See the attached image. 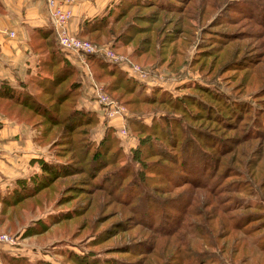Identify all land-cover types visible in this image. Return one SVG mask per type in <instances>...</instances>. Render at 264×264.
<instances>
[{
    "label": "rangeland",
    "instance_id": "obj_1",
    "mask_svg": "<svg viewBox=\"0 0 264 264\" xmlns=\"http://www.w3.org/2000/svg\"><path fill=\"white\" fill-rule=\"evenodd\" d=\"M167 1L179 7H170ZM152 13L158 16L157 22L146 18ZM127 15L115 27L137 17L135 24L144 27L134 40L123 44L114 39L115 33H110L98 44L110 46L113 52L139 67L142 75L133 76L112 63L141 84L137 95L155 100L147 102L136 95L137 101L130 105L132 111L124 107L134 121L151 131L143 132L142 127L125 121L126 136L121 138L112 126L115 140L101 152V161L94 167L80 153L85 148L88 153L82 154L88 157L89 147L97 145L102 124L107 121L99 115L101 112L96 113V107L87 109L96 113L93 130L85 126L82 130L62 133L82 139L69 148L63 145V139L54 141L61 129L55 128L50 139L40 146L44 147L40 158L49 160L54 154L57 157L52 156L53 160L70 162L77 172L54 180V190L39 195V201H33V213H15L13 218L4 221L0 233L12 237L8 250L12 256L24 257L32 264H76L74 261L79 260L89 264H134L136 260L159 264L161 255L157 254L167 257L173 252L174 243L173 238L164 236L154 239L158 226L167 225L170 216L180 215L184 208L200 209L195 204H185L182 208V198L185 203L196 197L202 201L201 197L207 194L194 183L202 180L201 158L216 164L222 152L236 148L231 143L236 144L243 138L248 140L242 142L233 155L228 153L224 162L229 170L224 183L239 179L241 192L222 187L217 194L229 202L238 198V201L256 205L241 212H255L247 226L264 240V0H152L128 7ZM156 30L159 35L154 34ZM145 36L154 41L153 47L146 46L140 54H131L133 46ZM75 66L76 79L80 82L79 98L93 101L85 75L79 65ZM94 81L105 91L103 81ZM112 94L116 96L115 92ZM182 97H186L182 101L185 115L175 109ZM218 98L225 102L222 107L216 101ZM172 101L175 104L170 103ZM239 103L245 105L238 117H225L223 107L236 108ZM159 117H167L171 122L163 127L164 121ZM30 129L33 138L37 129ZM195 131L204 136L198 138ZM139 138H142L141 143ZM219 141L226 144L223 150ZM168 142L172 145L166 148L165 157L160 156L163 144ZM197 142L204 152L198 158L192 150ZM136 146L139 148L135 149ZM151 147L155 149L151 151ZM182 171L191 172L187 175H197L199 179H186V183L170 181ZM219 172L221 167L215 174V185L221 183ZM60 195L63 199H59ZM173 197L178 198L174 210L169 205ZM66 213L71 216L62 219ZM193 220L197 222L198 218ZM25 222L33 223V233L28 236L23 233ZM145 245L157 246L159 252L139 255ZM125 249L136 250V255L124 252ZM212 250L202 249L209 258L214 255ZM0 252V264H6L5 256L9 254ZM226 255L227 252L217 258L228 264ZM238 257L234 255L233 264ZM261 257L263 254L247 264L259 263ZM169 258L175 263L176 256ZM204 264L217 263L206 261Z\"/></svg>",
    "mask_w": 264,
    "mask_h": 264
},
{
    "label": "trees",
    "instance_id": "obj_2",
    "mask_svg": "<svg viewBox=\"0 0 264 264\" xmlns=\"http://www.w3.org/2000/svg\"><path fill=\"white\" fill-rule=\"evenodd\" d=\"M151 1L152 0H117V2L112 3L102 15L83 22L80 37L85 36L98 44L102 42V38L109 36L110 33H115V40L119 39L123 44L132 42L134 36L139 34V30L144 27L142 25L140 26V24H135L137 17L133 16L130 21L119 26V28H116L115 25L118 24L121 19L127 18L128 7L139 5V2L149 3ZM177 1L182 2V0ZM167 3L170 7H179V4L174 2L167 1ZM156 6H159V3H157ZM146 18L152 19L153 22H157L159 19L156 13L147 15ZM154 32L155 35H159L157 30ZM111 43L113 44V41ZM30 45L37 54L36 71L33 75L28 76V78L21 82V88H14L4 81H0V115L15 119L19 122L21 121L30 128L37 129V133L33 136L32 141L38 146L45 144L46 140L50 139L55 128H61L58 134L59 137L55 138L54 141L63 139L65 140L63 145L69 148L72 143L81 142L82 139L70 138L63 134H68L76 129L82 130L85 126L91 127L90 129L93 130L97 123L96 113L76 107L77 99L81 94L80 82L76 79L78 70L74 64L70 63L63 56L62 51L57 45L52 28L48 27L38 31L35 36L31 37ZM150 45L153 47L154 41L152 42L150 37L145 36L133 46L131 54L138 55L144 51L146 46L148 48L151 47ZM152 56H154L153 53ZM83 57L92 78L94 80L103 81L105 91L109 96L124 107L127 106L129 110L132 111L130 105L137 101V96H140L141 99L147 102L155 101L152 100L153 98H147L148 96L137 95V91L141 88V84L128 78L115 64L107 62L98 54H84ZM112 92H115L116 96H113ZM126 94L130 96H124ZM185 98L186 97L180 98L179 102H177L178 107H175L177 110H182L181 113L183 115L186 113L185 107L182 106V101ZM159 99L160 98H158V100ZM216 101L220 103L221 107L223 103H225L220 98ZM170 103L175 104L173 101ZM163 104L165 103L163 102ZM244 105V103H239L236 108H231L229 105L224 106L223 109H225V113H227V115L224 113L225 117L237 118L239 112L242 111L241 109L244 108ZM216 116L221 117L222 115L216 114ZM160 120L164 121L163 127H165V124L171 122L167 117H161ZM125 121L133 124L137 128H139V126L142 127L143 132L144 130L148 133L151 131L148 127L139 124L137 120L134 121L129 111L125 116ZM113 127L108 125L106 121L103 122L101 136L97 145L89 147L91 149H89V156L86 157V154H82L86 152L85 148L81 151L80 155H82L84 159L88 158L89 165L91 164L95 167V165L101 161V152H103L111 140H115ZM195 134L198 138L204 136L200 131H195ZM63 136L64 138H61ZM156 136L158 135L155 134V137ZM139 139L141 143L142 138ZM247 140L248 138H243L237 141L236 144H231L234 145L233 147L237 148L242 142ZM157 141L159 140L157 139ZM167 141H169V139H167ZM159 143L161 142L159 141ZM219 144L223 146L222 150L224 146H226L225 142L219 141ZM171 145V142H168L166 145L163 144V152L158 154L165 157V150ZM137 146L140 147L141 145ZM137 146L135 149L139 148H137ZM236 148L222 152L216 164L201 158L199 167L202 168L200 172L202 180H200L197 175L195 177L187 175L191 172L186 171H182L183 173L179 174L174 181L170 180L173 183H186V179L193 180V178H198L199 181L194 182L196 183L195 187L201 188L204 192H207V194L201 197L202 201H200L198 197L188 200L186 203L185 198L181 199L180 204L184 203L182 208L185 204L187 206L195 204L194 206H200V209H197L198 211H195L194 207L190 209L184 208L180 215L170 216V222L167 223V225L161 223L158 228L157 226L152 227V225H150L153 229L157 228L154 237L155 240L159 239L161 236L173 238L172 241L174 244L171 246L173 252H169L167 257L161 253L157 254L161 255L159 258L161 262L159 264H173L174 262L172 261L174 260L170 259L169 256H176L174 264H204L206 261L223 264L217 256L222 257L225 252H227L228 264H233L232 261L236 254L239 255V257L235 264H247L248 261H256L259 254H263L264 256V240L259 235L253 234L251 226H247V224L253 220V217H255V212H241L246 208H256V205L247 204V202L243 200L238 201V198H234L229 202L226 199L222 200V197L217 194V190L222 187L231 188L234 192H241L242 186L239 179L224 183V179L229 176L228 167H226L224 163L225 159H227L226 155L228 153L233 155ZM135 149L133 152L136 155L137 151ZM153 149L155 148L151 147V151ZM192 150L193 155L197 158L198 155L204 154L203 150H201V144L198 142L196 146H192ZM148 151L150 152V150ZM52 156L57 157L52 154L49 160L42 158L36 159L38 164L36 170L31 172L27 177L15 180L10 190L4 194H0V227L3 225L4 221L13 218L15 213H19L20 215L24 211L33 213V201H39V195L45 194L49 190H54V180L60 177L70 176L77 172V168L71 165L70 162L53 160ZM220 167L221 172H219L218 175H220L222 184L219 183L215 185V174ZM206 172H208V174H206ZM210 172L212 174L211 176L209 175ZM159 174L163 175L164 173L159 172ZM234 181L236 183H233ZM209 182H211L210 185L208 184ZM190 184L192 183L190 182ZM125 196H127V194ZM62 197L63 196L60 195L59 199H63ZM169 205H171V209L174 210L175 205H178V198L173 197ZM185 209L187 211H185ZM70 216V214L66 213V216L62 219H66ZM194 218H198V221L195 222L193 220ZM25 223L26 224L23 226V233L24 236H28L33 233V223ZM108 230H111V228ZM162 232L165 233L162 234ZM203 248L213 249L212 251L214 252L212 253L214 255L212 258H209L207 252L202 251ZM141 249L143 252H140L139 255H146L151 252L155 254V252H159L157 246L154 245H145L144 248L142 247ZM135 251L136 250L131 249L124 250V252L133 255H136V253H134ZM260 260L261 262H256L255 264H264V257H261ZM4 261L6 264H32L24 257L12 255H6ZM74 263L89 264L82 260L74 261ZM102 264H105V262ZM134 264H143V262L140 261V263H138L136 260Z\"/></svg>",
    "mask_w": 264,
    "mask_h": 264
},
{
    "label": "crops",
    "instance_id": "obj_3",
    "mask_svg": "<svg viewBox=\"0 0 264 264\" xmlns=\"http://www.w3.org/2000/svg\"><path fill=\"white\" fill-rule=\"evenodd\" d=\"M115 1L75 2L71 6V17L68 20L69 32L80 37L83 22L102 15ZM48 27L51 26L43 0H0V81L21 88V82L35 73L37 54L30 45V39ZM8 31H13L14 36H8ZM62 53L66 60L81 68L76 55ZM76 107H96L95 112H101L94 101L84 97L79 98ZM117 121L118 118H112L106 122L114 126ZM43 149L33 143L28 125L0 115V194L10 190L15 180L27 177L37 169L36 159L41 157ZM9 248V245L0 244V251L12 253L8 251Z\"/></svg>",
    "mask_w": 264,
    "mask_h": 264
},
{
    "label": "built area",
    "instance_id": "obj_4",
    "mask_svg": "<svg viewBox=\"0 0 264 264\" xmlns=\"http://www.w3.org/2000/svg\"><path fill=\"white\" fill-rule=\"evenodd\" d=\"M47 17L52 28L56 42L61 51L67 54H74L78 58L82 71L88 81L89 92L94 103L101 110L102 118H118L116 125V134L119 137L126 136L125 116L126 109L116 100L109 97L103 88L99 86L92 78L91 73L85 63L84 54H98L104 60L118 64L126 72L135 75H142L138 66L130 63L127 57L116 54L110 47L98 45L90 42L86 38H81L69 32L68 20L71 17V6L79 0H43ZM7 35L14 36L13 31H8ZM13 239L10 235L0 233V244L11 245Z\"/></svg>",
    "mask_w": 264,
    "mask_h": 264
}]
</instances>
